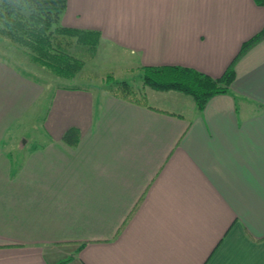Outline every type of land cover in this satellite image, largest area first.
Returning a JSON list of instances; mask_svg holds the SVG:
<instances>
[{
    "label": "crops",
    "instance_id": "obj_1",
    "mask_svg": "<svg viewBox=\"0 0 264 264\" xmlns=\"http://www.w3.org/2000/svg\"><path fill=\"white\" fill-rule=\"evenodd\" d=\"M62 24L100 31L132 65L218 77L264 27V6L67 0ZM46 89L0 60V264H264V38L202 112L174 90L146 87L145 107L57 88L51 140L14 165L5 136ZM72 126L77 147L62 140Z\"/></svg>",
    "mask_w": 264,
    "mask_h": 264
},
{
    "label": "trees",
    "instance_id": "obj_2",
    "mask_svg": "<svg viewBox=\"0 0 264 264\" xmlns=\"http://www.w3.org/2000/svg\"><path fill=\"white\" fill-rule=\"evenodd\" d=\"M254 1L264 6V0ZM66 7L67 0H0V36L16 44L31 62L51 74L74 79L83 71L87 61L95 58L102 36L98 30L63 25L62 15ZM263 38L264 27L243 43L238 54L218 77L180 65H140L137 70L142 87L125 80L113 82L110 80L112 75L108 74L107 92L148 107L146 87L157 91L174 90L191 96L202 112L212 97L229 93L235 79L237 60ZM80 139L81 130L76 126L68 128L62 136V140L71 147H77Z\"/></svg>",
    "mask_w": 264,
    "mask_h": 264
},
{
    "label": "rangeland",
    "instance_id": "obj_3",
    "mask_svg": "<svg viewBox=\"0 0 264 264\" xmlns=\"http://www.w3.org/2000/svg\"><path fill=\"white\" fill-rule=\"evenodd\" d=\"M130 58L131 62H135V57L101 39L95 58L87 61L80 75L74 79H65L34 64L20 47L0 36V60L9 62L24 75L37 80L47 88L45 95L5 136V148L13 164H16V160L25 157L30 148L44 146L51 140L45 121L57 88L81 87L98 96L109 87L108 74L112 75L110 80L112 79L113 82L125 80L136 87H142L140 72L137 70L139 65H132L129 62ZM65 258L67 255H63L62 259Z\"/></svg>",
    "mask_w": 264,
    "mask_h": 264
}]
</instances>
